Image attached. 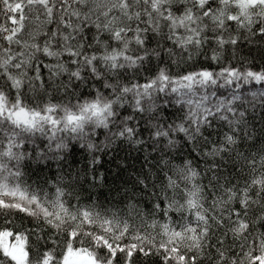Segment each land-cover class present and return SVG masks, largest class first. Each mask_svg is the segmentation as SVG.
Segmentation results:
<instances>
[{
  "label": "snow or ice",
  "instance_id": "6c2138e0",
  "mask_svg": "<svg viewBox=\"0 0 264 264\" xmlns=\"http://www.w3.org/2000/svg\"><path fill=\"white\" fill-rule=\"evenodd\" d=\"M0 264H264V0H0Z\"/></svg>",
  "mask_w": 264,
  "mask_h": 264
},
{
  "label": "trees",
  "instance_id": "16d2710c",
  "mask_svg": "<svg viewBox=\"0 0 264 264\" xmlns=\"http://www.w3.org/2000/svg\"><path fill=\"white\" fill-rule=\"evenodd\" d=\"M125 154L127 155V153ZM132 155H135V154L133 153ZM79 156L80 154L77 153V164L80 163ZM130 163H134V161H130ZM114 165H115L114 160L108 161L106 158L104 168L110 170V176L108 178L107 183L104 186L98 187V188H90L88 185H85L84 186L85 190L82 191L80 195L85 198L91 195L93 199L99 198L100 202L102 203L105 202V200L112 201L117 195L115 188L120 183L119 179H113L116 173V168L114 167ZM29 175L31 176L29 183H33V184L39 183L37 176L32 175L31 173H29ZM44 176H47V172L44 173Z\"/></svg>",
  "mask_w": 264,
  "mask_h": 264
}]
</instances>
